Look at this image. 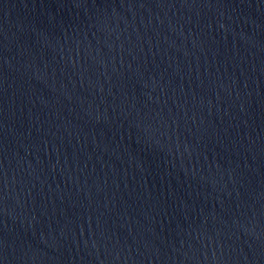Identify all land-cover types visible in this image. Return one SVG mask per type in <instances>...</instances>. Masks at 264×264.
<instances>
[{
    "label": "water",
    "instance_id": "water-1",
    "mask_svg": "<svg viewBox=\"0 0 264 264\" xmlns=\"http://www.w3.org/2000/svg\"><path fill=\"white\" fill-rule=\"evenodd\" d=\"M0 264H264V0H0Z\"/></svg>",
    "mask_w": 264,
    "mask_h": 264
}]
</instances>
